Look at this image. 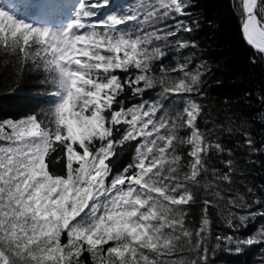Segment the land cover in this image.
<instances>
[{
  "label": "snow or ice",
  "instance_id": "6c2138e0",
  "mask_svg": "<svg viewBox=\"0 0 264 264\" xmlns=\"http://www.w3.org/2000/svg\"><path fill=\"white\" fill-rule=\"evenodd\" d=\"M239 2L245 42L264 56V2ZM110 5L111 0L80 3L77 18L55 30L21 21L0 9V47L19 54L25 62L37 66L42 62L57 86L51 93L56 99L46 115L0 122V264H81L85 251L100 257L101 264H163L159 257L171 256L181 236L192 243L193 233L184 227L186 213L180 206L193 197L183 181L198 183L206 171V153L212 147L223 151L222 146L205 144L196 126L203 110L194 101H188L176 117L183 118V127L191 130L184 140L176 132L180 125L162 111L165 105L159 99H141L130 107L119 99L126 88L142 97L155 87L148 72L152 61L166 54L160 48L150 49L153 39L166 40L181 30H192L177 20L176 31L134 36L126 26L189 15L188 0H158L141 5L142 13L132 9L95 19L98 9ZM133 70L138 74L133 75ZM173 71H184V65ZM117 72L127 75L121 80ZM198 80L199 74L191 76V84L181 79L163 88L160 96L192 93ZM122 126L117 139L114 133ZM127 142H136L137 157L114 171L111 161L117 148ZM178 143L191 145L190 173L183 181L177 173L182 159L175 154ZM57 147L64 153L63 175L49 170L59 156L46 162ZM231 165L227 161L229 169ZM222 179L230 182L227 173ZM210 203L205 201V207ZM248 219L239 217L245 227ZM203 225L196 232V249L203 242L207 218ZM177 229L180 235L175 234ZM64 236L66 243L61 242ZM226 239L233 242L232 236ZM235 243L237 251L240 245L264 243V229ZM200 259L207 264L206 248Z\"/></svg>",
  "mask_w": 264,
  "mask_h": 264
},
{
  "label": "trees",
  "instance_id": "16d2710c",
  "mask_svg": "<svg viewBox=\"0 0 264 264\" xmlns=\"http://www.w3.org/2000/svg\"><path fill=\"white\" fill-rule=\"evenodd\" d=\"M93 2L81 0L79 5ZM157 2L111 0L109 7L97 10L98 17L95 19H104L109 13H123L132 9H139L142 13L144 7L141 5L147 7ZM188 3L189 15L168 20H142L139 26L136 22L126 26L134 36L153 31H158L160 35L166 31H176L177 20L192 26L190 32L181 30L166 40L153 39L150 49L160 48L166 54L163 59L151 63L148 75L153 78L155 87L142 97L126 88L119 99L125 107L134 106L141 99H159L165 105L162 111L180 125L176 132L184 140L188 139L191 130L183 127V118L176 117L183 113L188 101H194L203 110L196 126L203 134L205 144L219 143L223 148V151H217L215 147L208 150L204 157L206 171L201 172L198 183L192 184L183 181V177L190 173L191 158L188 153L191 145L177 144L175 154L182 157L177 166L178 177L187 184V191L193 197L189 204L180 206L186 213L184 227L193 233L192 243L189 244L188 239L181 236L172 255H164L159 259L163 264H192L193 261L203 264L200 257L206 248L207 264H264V243L240 245V251L236 250L235 243L264 229V216L260 215L264 212V56L257 55L245 42L241 30L243 11L239 0H188ZM28 4L24 12L30 16L37 15L39 5ZM78 10L74 17H77ZM181 43L188 46L179 47ZM39 63L40 66L31 61L25 62L19 54H12L0 47V122L20 120L32 114L39 118L41 114L49 112L55 101L51 93L57 86L52 75L43 69L42 62ZM180 65H184V71H173ZM185 72L189 75L185 76ZM116 74L121 80L127 75L124 72ZM132 74L138 73L133 70ZM196 74H199V80L193 85L196 91L167 95L166 98L160 96L163 88L181 79L191 84V76ZM162 79L165 83H161ZM122 131L123 126L114 133L115 138L118 139ZM249 139L251 145L247 143ZM136 147V142H127L117 148V156L111 161L114 171L134 163ZM57 156L60 157L59 162L50 164L49 170L63 175L65 160L61 148L57 147V151L52 152L46 162ZM229 160L232 161L231 169L227 166ZM226 173L230 176V182L222 179ZM205 201L211 202L207 208ZM241 215L249 217L244 222L246 227L239 220ZM205 218L209 220V225L201 233L203 242L196 249V232L205 227ZM230 222L232 227L229 226ZM175 234L180 235V230L177 229ZM229 236L233 237L232 243L226 239ZM61 242L66 243V236L62 237ZM108 246L105 245V248ZM144 251L150 258L155 257V253ZM80 262L101 264V258L85 251Z\"/></svg>",
  "mask_w": 264,
  "mask_h": 264
},
{
  "label": "rangeland",
  "instance_id": "374dc122",
  "mask_svg": "<svg viewBox=\"0 0 264 264\" xmlns=\"http://www.w3.org/2000/svg\"><path fill=\"white\" fill-rule=\"evenodd\" d=\"M68 1L69 0H24L23 3L39 2V4L44 7V13H42V22H44V24H46L48 28L54 27L57 29H62L67 27L76 19L73 18V16L72 19L70 18V16L73 14L74 9H68L67 13H63V9H65V4H67ZM0 6L8 10L14 9V12L16 14L22 15L23 7L20 3H17L15 7L12 5L11 2H8L7 0H0ZM35 19L39 20V17H34L32 21L35 22ZM27 117H24L22 119H26Z\"/></svg>",
  "mask_w": 264,
  "mask_h": 264
}]
</instances>
